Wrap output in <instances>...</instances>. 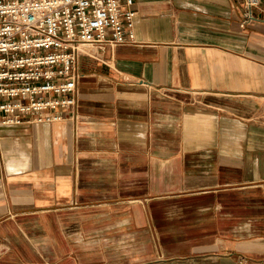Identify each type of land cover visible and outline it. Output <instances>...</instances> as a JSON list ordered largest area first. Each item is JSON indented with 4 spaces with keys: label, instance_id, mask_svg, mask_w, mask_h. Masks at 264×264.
Instances as JSON below:
<instances>
[{
    "label": "crops",
    "instance_id": "0c3cea01",
    "mask_svg": "<svg viewBox=\"0 0 264 264\" xmlns=\"http://www.w3.org/2000/svg\"><path fill=\"white\" fill-rule=\"evenodd\" d=\"M133 9L72 117L1 129L0 264H264V0Z\"/></svg>",
    "mask_w": 264,
    "mask_h": 264
},
{
    "label": "built area",
    "instance_id": "2783aa9c",
    "mask_svg": "<svg viewBox=\"0 0 264 264\" xmlns=\"http://www.w3.org/2000/svg\"><path fill=\"white\" fill-rule=\"evenodd\" d=\"M261 2L241 0L240 27L258 19ZM133 4L0 0V131L72 117L79 55L97 57L108 45L133 41Z\"/></svg>",
    "mask_w": 264,
    "mask_h": 264
}]
</instances>
